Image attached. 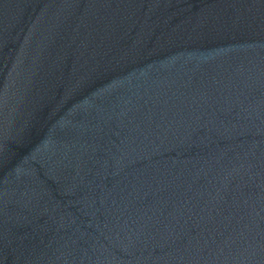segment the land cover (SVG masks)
<instances>
[{
  "label": "water",
  "instance_id": "1",
  "mask_svg": "<svg viewBox=\"0 0 264 264\" xmlns=\"http://www.w3.org/2000/svg\"><path fill=\"white\" fill-rule=\"evenodd\" d=\"M0 264H264V0H0Z\"/></svg>",
  "mask_w": 264,
  "mask_h": 264
}]
</instances>
